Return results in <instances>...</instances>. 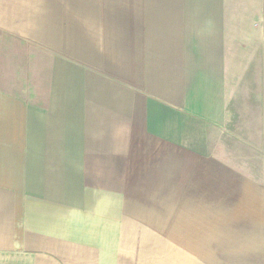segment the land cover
Here are the masks:
<instances>
[{
    "label": "crops",
    "instance_id": "crops-1",
    "mask_svg": "<svg viewBox=\"0 0 264 264\" xmlns=\"http://www.w3.org/2000/svg\"><path fill=\"white\" fill-rule=\"evenodd\" d=\"M257 81L264 0H0V264H264Z\"/></svg>",
    "mask_w": 264,
    "mask_h": 264
},
{
    "label": "rangeland",
    "instance_id": "rangeland-1",
    "mask_svg": "<svg viewBox=\"0 0 264 264\" xmlns=\"http://www.w3.org/2000/svg\"><path fill=\"white\" fill-rule=\"evenodd\" d=\"M262 17L260 16L259 17V19L258 20H256L257 22H255V27H258V26H261V24H262ZM261 79L259 78L258 79V81H260ZM256 82L255 84H253L251 87L255 90V92H256V94L255 95H257V94H259V96H257V97H255V103L257 102L256 100L257 99H259L260 101H264V83H259V82ZM244 86H242V85H240V84H238V95L241 93V90H242V88H243ZM261 91H263V94H261ZM250 101H252V103H254V99H249ZM252 103H250V104H252ZM238 106H242V105H245V104H247L246 102H244L243 100H240L238 103ZM245 110V112H247V113H245V115H247L248 117H257V118H261V116H264V110L263 109H260V108H255V110H253V108L252 109H244ZM241 111H242V109H239L238 110V112L239 113H241ZM235 124V123H234ZM238 127V126H237ZM239 127H240V125H239ZM249 131V129H248V127L247 126H244L243 124L241 125V128L238 130V132L240 133V136H241V138H245L246 137V135H247V132L246 131ZM251 139H254V141L253 140H251ZM251 139L248 141V143H249V147H250V145L251 144H253V146H254V148H257V147H261V144H263L262 143V140H261V137H256V136H254V138H252L251 137ZM244 141H246V140H244ZM242 142V141H241ZM248 147V148H249ZM246 149V147H245V145H240V143H239V145H237V148H236V150L238 151V150H245ZM249 150V149H248ZM247 152V151H246ZM244 153V152H243ZM248 153V152H247ZM259 153V152H258ZM255 155H254V163H259L258 161H257V157H256V154L257 153H254ZM238 159L239 160H241L243 157H242V155L241 154H239L238 153ZM245 157V156H244ZM248 161H249V156H248Z\"/></svg>",
    "mask_w": 264,
    "mask_h": 264
}]
</instances>
